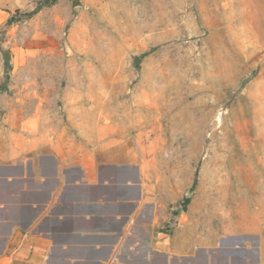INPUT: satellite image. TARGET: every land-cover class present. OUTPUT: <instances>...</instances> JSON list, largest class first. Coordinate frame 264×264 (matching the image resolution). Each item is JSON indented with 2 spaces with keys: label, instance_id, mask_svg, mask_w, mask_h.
Segmentation results:
<instances>
[{
  "label": "rangeland",
  "instance_id": "374dc122",
  "mask_svg": "<svg viewBox=\"0 0 264 264\" xmlns=\"http://www.w3.org/2000/svg\"><path fill=\"white\" fill-rule=\"evenodd\" d=\"M41 1L0 0L1 86H99L102 115L148 130L161 178L181 196L194 180L197 233L264 218V0H58L29 17Z\"/></svg>",
  "mask_w": 264,
  "mask_h": 264
},
{
  "label": "crops",
  "instance_id": "0c3cea01",
  "mask_svg": "<svg viewBox=\"0 0 264 264\" xmlns=\"http://www.w3.org/2000/svg\"><path fill=\"white\" fill-rule=\"evenodd\" d=\"M1 85L0 264H262L260 212L197 233L194 180L181 196L161 178L148 130L102 115L99 86Z\"/></svg>",
  "mask_w": 264,
  "mask_h": 264
},
{
  "label": "trees",
  "instance_id": "16d2710c",
  "mask_svg": "<svg viewBox=\"0 0 264 264\" xmlns=\"http://www.w3.org/2000/svg\"><path fill=\"white\" fill-rule=\"evenodd\" d=\"M58 0H42L38 6V8H36V10H34V12H32L31 14H29L28 16H32L37 14L43 7H49L54 5L55 3H57ZM7 60H6V69H7Z\"/></svg>",
  "mask_w": 264,
  "mask_h": 264
}]
</instances>
